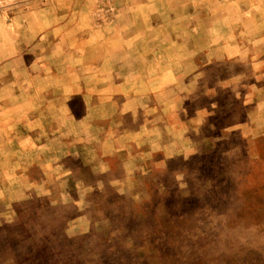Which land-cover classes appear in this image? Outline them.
Instances as JSON below:
<instances>
[{
  "label": "rangeland",
  "instance_id": "obj_1",
  "mask_svg": "<svg viewBox=\"0 0 264 264\" xmlns=\"http://www.w3.org/2000/svg\"><path fill=\"white\" fill-rule=\"evenodd\" d=\"M66 1L0 0V85L14 79L19 82L17 90L33 84L38 90L56 92L60 75H135L154 69L108 66L107 57L115 63L126 58L137 62L141 54L162 64L173 59L183 64L199 53L195 51L206 41L197 32L215 25L222 7V0H102L95 10L102 15L90 20L89 1L76 3V8ZM60 10L65 18H60ZM74 10L84 12L82 18L74 19ZM121 10L144 15L119 19L116 11ZM89 21L116 33L121 22L128 34L91 35ZM122 37L128 50L116 49L120 45L115 42L110 50L104 48L105 40ZM216 44H210L213 60ZM209 64L205 70L211 85L217 66ZM158 69L155 73L164 74L181 68ZM232 87L240 99L228 102L238 106L242 85ZM19 92L18 105L23 106L24 92ZM200 102L201 98L194 99ZM212 104L216 101L211 95L201 103L209 113L214 111ZM75 105L79 107L78 102ZM234 110L226 122L236 126L232 121L239 119L241 129L192 130L187 137H177L174 148L162 146V157L170 156L165 165L172 169L161 168L155 181L146 178L149 195H96L90 223L78 226L70 221L64 233L49 217L42 227L33 225L32 216L27 226L0 233V264H264V132L258 130L260 125L248 128L243 106ZM260 119L254 116L256 122Z\"/></svg>",
  "mask_w": 264,
  "mask_h": 264
},
{
  "label": "crops",
  "instance_id": "obj_2",
  "mask_svg": "<svg viewBox=\"0 0 264 264\" xmlns=\"http://www.w3.org/2000/svg\"><path fill=\"white\" fill-rule=\"evenodd\" d=\"M86 1L90 20L98 19L102 14H96V4L102 0L66 2L76 8V3ZM128 12L116 14L119 19L144 15L143 11ZM82 14L77 10L73 17L82 18ZM64 16L65 11L60 10V18ZM216 16L215 25L197 32L206 41L195 51L199 53L191 54L183 64L174 57L167 64L146 60L141 54L137 62L126 58L115 63L107 57L108 66L154 69L135 75H60L53 89L56 92L38 90L33 84L17 90L19 82L14 79L0 85V233L26 225L30 216L35 218L33 225L41 227L49 217L64 233L70 221L78 226L90 223L96 195H149L146 178L155 181L161 168L172 169L165 165L170 156L162 157V146L174 148L177 137L184 138L192 130L241 129L239 119L232 121L236 126L226 122L235 107L243 106L250 130L260 125L258 130L264 132V101L258 102L264 100V0H222ZM119 23L116 33L89 21L88 33L127 35L129 28ZM60 24L65 25L63 20ZM213 41L217 42L216 60L210 58ZM123 42L129 48L123 37L105 40L104 48L110 50L114 43L123 50L127 48ZM210 62L217 66L216 81L211 85L205 70ZM162 66L181 69L155 73ZM237 84L242 85L238 106L228 102L240 99L235 95L238 89L232 87ZM18 91L24 92L23 106L18 105ZM210 95L216 105L212 104L214 111L209 113L201 103ZM197 97L200 104L194 103ZM258 115L261 119L256 122L254 116Z\"/></svg>",
  "mask_w": 264,
  "mask_h": 264
}]
</instances>
